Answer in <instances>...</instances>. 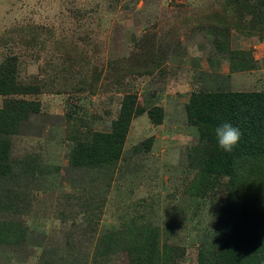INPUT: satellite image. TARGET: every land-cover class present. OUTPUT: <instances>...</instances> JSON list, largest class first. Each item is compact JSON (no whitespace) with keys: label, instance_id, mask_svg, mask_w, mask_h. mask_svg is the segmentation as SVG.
<instances>
[{"label":"rangeland","instance_id":"rangeland-1","mask_svg":"<svg viewBox=\"0 0 264 264\" xmlns=\"http://www.w3.org/2000/svg\"><path fill=\"white\" fill-rule=\"evenodd\" d=\"M10 70L0 108L38 109L0 133V264L216 259L230 178L204 168L186 105L264 91V0H0V73ZM124 100L143 112L101 147L96 133L112 132Z\"/></svg>","mask_w":264,"mask_h":264},{"label":"trees","instance_id":"trees-1","mask_svg":"<svg viewBox=\"0 0 264 264\" xmlns=\"http://www.w3.org/2000/svg\"><path fill=\"white\" fill-rule=\"evenodd\" d=\"M11 84V70L8 74L0 73V94L15 91ZM26 89V92L35 90ZM131 104L133 100L123 101L112 132L96 133L101 147L105 139L112 143L124 140L130 116L143 112ZM37 109L38 104L31 100H7L0 108V133ZM186 111L205 142L200 149L204 168L230 178L213 233L214 247L208 251L210 256L216 254V259L211 258L209 264H264V91L196 93L191 96ZM148 116L151 119L159 116L158 108L150 109ZM224 122L238 127L242 133L230 153L218 147L214 134L215 127ZM8 147L0 144V155ZM119 151L120 148L105 150V159L109 155L116 157ZM100 153L99 147H88L85 163H95ZM76 159L73 157L72 162L81 163ZM208 252L201 257L206 259Z\"/></svg>","mask_w":264,"mask_h":264},{"label":"clouds","instance_id":"clouds-1","mask_svg":"<svg viewBox=\"0 0 264 264\" xmlns=\"http://www.w3.org/2000/svg\"><path fill=\"white\" fill-rule=\"evenodd\" d=\"M214 134L218 147L225 153H230L238 145L241 139V131L229 122H224L215 127Z\"/></svg>","mask_w":264,"mask_h":264}]
</instances>
